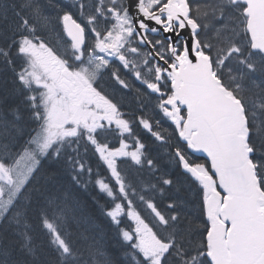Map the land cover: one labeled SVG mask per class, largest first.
Segmentation results:
<instances>
[{
  "label": "trees",
  "instance_id": "trees-1",
  "mask_svg": "<svg viewBox=\"0 0 264 264\" xmlns=\"http://www.w3.org/2000/svg\"><path fill=\"white\" fill-rule=\"evenodd\" d=\"M188 1L190 17L200 28L197 38L203 52L210 57L223 86L245 109L251 160L264 193V63L238 65L235 78L229 79L224 68H217L216 47H227L226 39L233 37L236 30L247 58L264 61V57L249 51L242 6L232 5L229 0ZM67 13L70 10L64 0H0L3 162L7 154L20 150L41 127L36 91L20 79L29 58L21 53L19 42L27 36L26 30H34L33 34L41 38L57 35L61 18ZM22 20L28 21V28L21 25ZM219 22L225 28L230 22L229 29L209 36L206 31ZM122 80L125 87L108 78L103 96L119 108L129 122L130 132L118 135L107 131L97 134L93 141L78 133L39 158L35 174L0 224V264H152L135 247L137 223L165 248L159 264H210L204 193L182 169L181 158L206 173L208 162L189 150L176 126L161 115L154 97L136 88L133 79ZM253 92L263 115L257 122L251 120ZM180 112L183 119L184 111ZM142 120L149 127L142 125ZM124 141L140 150L137 162L123 158L115 163L123 192L119 193L95 149L106 146L114 150ZM99 180L111 186V198L99 190ZM117 205L122 209L115 222L109 213ZM124 234H131L133 239L127 240Z\"/></svg>",
  "mask_w": 264,
  "mask_h": 264
},
{
  "label": "water",
  "instance_id": "water-1",
  "mask_svg": "<svg viewBox=\"0 0 264 264\" xmlns=\"http://www.w3.org/2000/svg\"><path fill=\"white\" fill-rule=\"evenodd\" d=\"M125 1L136 36L147 44L145 34L156 31L154 21L150 22L153 17L143 9L142 0ZM232 3L245 6L243 15L247 18L250 51L264 55V0H232ZM171 8L167 9L169 21L180 26L184 53L175 66L165 65L173 90L168 105L172 108L180 105L186 110L185 133L190 137V148L209 162L213 176L227 194L222 200L209 179L183 164L208 196L205 209L210 224L209 261L264 264V195L246 143L248 131L243 107L213 75L210 60L200 52L195 38L198 27L187 21L188 10L185 8L181 13ZM62 24L75 49H81L84 45L81 27L70 17L63 18ZM174 44L172 39L171 47Z\"/></svg>",
  "mask_w": 264,
  "mask_h": 264
},
{
  "label": "rangeland",
  "instance_id": "rangeland-1",
  "mask_svg": "<svg viewBox=\"0 0 264 264\" xmlns=\"http://www.w3.org/2000/svg\"><path fill=\"white\" fill-rule=\"evenodd\" d=\"M67 1L72 3V0ZM88 1L92 4L91 0ZM116 2L117 0H100L99 6L97 8L93 7V9L99 10V16L101 14H105L107 17V21L102 19V17H99V20L101 21L99 28H97L95 23L88 16H86L87 14L83 13V8L80 4L73 7V4H68L67 2L65 3L78 18L87 23L92 42L96 44L94 53L88 56V69L93 68L94 71L97 69L102 70L103 67L108 64L110 59L117 61V55L120 53L118 49L120 50V48H122V42L131 37L127 31V23L125 22L126 19L119 16L120 12L115 7ZM8 8L11 9L9 6ZM110 8L113 12L109 11ZM10 12L12 13V9ZM21 23L24 28L29 27L28 21L22 20ZM106 23H108L110 27V33H101L100 26L105 27L107 25ZM229 24L230 22H228L227 28H225L223 22H219V24L213 25L210 30H207L206 33L211 37H214L215 31H217V33L224 34L226 30L229 29ZM33 31L34 30H26L25 32L27 33V36L19 42V49L21 53L25 54L29 58L27 66L20 74V79L26 86H28V88L36 91L34 99H38V105L42 115V119L40 120L41 127L31 142L29 139L20 150H16L15 153L11 152L7 154V160L4 162L7 166V170H5V167L2 169L4 177L1 176L0 179L2 189L0 192V224L2 223L3 217L9 213L15 200L23 192L29 180L35 173L38 167V158L40 156L53 149L56 145L58 146V144L66 138L75 136L78 131L84 135L92 134L89 138L93 141L95 133L105 127L124 130L122 126L111 123L106 119H99L98 115H94L93 108L97 110L95 113H103L99 108V105L93 99L88 100V102H83L81 100H71V98L69 99L67 96L66 100L68 102H57L54 99L52 100V95L49 93L50 89L48 88V83L50 84V82H47L46 80L53 81V77L51 73L48 75V72L55 69V66L53 65L55 61L61 62V60L65 59V57L70 58L72 55L70 51L73 50L70 44H68L64 34L60 35L58 31L57 35H51L49 37L46 36L43 38L39 37L38 41H35ZM237 35L238 33L235 30V35L233 37L229 36L226 39L228 40L227 47L222 49L221 45L218 48L216 47L218 53L215 58L218 60L217 68H224V75L228 76L229 79L235 78L233 73L237 70L238 65L264 63V61L258 57H246L244 48L239 42ZM53 50L57 54L54 53ZM129 51L130 49H128L121 57H125ZM81 57V54L74 55L76 61L83 63L84 61L81 60ZM122 66L128 67L124 64ZM252 69L253 67H251V70ZM214 70L217 74L215 66ZM135 75L136 77L134 78L138 81L139 78L143 76L144 78H150L151 76L155 77V72L153 71V67L150 68L144 60L140 62L139 72ZM41 76H44V79L40 78ZM141 81L144 82L142 78ZM145 84L150 88L153 87V84L150 82ZM237 90L240 89L237 88ZM243 90L245 91V89ZM251 94L253 95L250 101V105L252 107H250L251 120H255V122H257V119L261 120L263 115L260 113V109L258 107L260 102L256 98L255 92ZM86 105L90 106L86 107ZM166 114L170 119L169 121H173L175 123L176 129L178 131L180 129V131L184 133L183 126L181 125L179 127V122L177 121L178 118L173 115L172 111L170 110ZM124 144L127 143H122L117 150L112 152L108 151L106 146H96L95 149V152L98 156H100L108 168L113 184L119 193L123 192L122 185L119 182L118 175L114 168L115 161L121 157H129L133 160L138 159V151L130 149L128 148V145L126 146ZM1 149L4 150V152L7 151L4 147ZM97 186L102 189L107 196L111 197L113 195L111 186L106 184L104 181H97ZM121 209L122 208L117 205L113 210H111L110 216L113 220L118 219ZM136 233L135 247L141 251L146 259H151L153 264H158V259L161 256V252L164 250V247L159 244L142 225H137ZM124 236L127 240L133 239L131 234H124ZM59 242H61V240Z\"/></svg>",
  "mask_w": 264,
  "mask_h": 264
},
{
  "label": "flooded vegetation",
  "instance_id": "flooded-vegetation-1",
  "mask_svg": "<svg viewBox=\"0 0 264 264\" xmlns=\"http://www.w3.org/2000/svg\"><path fill=\"white\" fill-rule=\"evenodd\" d=\"M95 2L99 5L100 0H96ZM85 3H87V0L85 1ZM170 4L180 12H184L185 6L189 7L187 0H144V7L148 13L159 14V19L154 22L156 32H148L145 34V37L153 47L155 53L165 63H172L173 60L181 54L184 43V38L179 31V27L175 23L169 22L170 16L165 11L166 8L171 7ZM115 7L119 10L120 17H124L123 9L125 11V16L128 20L127 31L131 36L132 43L134 44L130 49L131 53L140 55L141 52H143L144 59L148 61V64L150 65L152 63L154 65V72L155 64L156 71L163 69V65L157 63L154 64L150 55L147 53V49L140 47L136 42L137 39L133 35L134 25L132 22V18L128 15L124 0H120V2L115 5ZM109 11L113 12L111 8L109 9ZM101 17L103 18V14L101 15ZM150 22L152 23L153 21ZM84 28L86 32V44L83 52L88 53L91 49H93L94 43L90 39L87 25H85ZM172 39H175L173 50L172 48H170ZM127 57L129 58V56ZM120 58L122 59V61H124L125 59L123 57ZM126 62H128V59L125 60V63ZM53 65L55 66V69L50 70L53 81H48L50 82L48 87L52 94V100L54 99L57 102H68L66 100L67 96L69 97V99L71 98V100H81L83 102H88V100L93 99L99 105V108L103 113H95V111L97 112V110L93 108L94 115H98L99 119H106L111 123L121 125L119 113L116 110L117 108L113 103L107 100L109 98L103 96V91L106 90L104 84L109 76H111L110 72L93 80L92 69L87 70V64L85 66H82L84 68L81 71L82 67H78L77 65H75L69 57H65L64 60H61V62L55 61ZM110 65L107 66V70H111L113 68V64ZM111 72L113 73L112 70ZM156 81H160L159 85H161V88H167V81L164 75H161L159 78L157 77ZM89 106L90 105H86V107Z\"/></svg>",
  "mask_w": 264,
  "mask_h": 264
},
{
  "label": "snow or ice",
  "instance_id": "snow-or-ice-1",
  "mask_svg": "<svg viewBox=\"0 0 264 264\" xmlns=\"http://www.w3.org/2000/svg\"><path fill=\"white\" fill-rule=\"evenodd\" d=\"M0 166L5 167V170H7V166L4 164V162L2 160H0ZM127 235V234H126Z\"/></svg>",
  "mask_w": 264,
  "mask_h": 264
}]
</instances>
